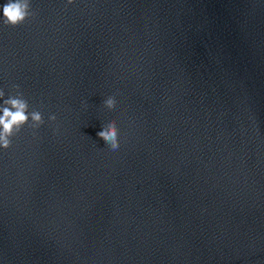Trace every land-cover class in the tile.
I'll use <instances>...</instances> for the list:
<instances>
[{
	"label": "water",
	"instance_id": "water-1",
	"mask_svg": "<svg viewBox=\"0 0 264 264\" xmlns=\"http://www.w3.org/2000/svg\"><path fill=\"white\" fill-rule=\"evenodd\" d=\"M31 7H0V90L45 121L0 148V264H264V0Z\"/></svg>",
	"mask_w": 264,
	"mask_h": 264
},
{
	"label": "clouds",
	"instance_id": "clouds-1",
	"mask_svg": "<svg viewBox=\"0 0 264 264\" xmlns=\"http://www.w3.org/2000/svg\"><path fill=\"white\" fill-rule=\"evenodd\" d=\"M68 4H74L75 0H67ZM3 24L7 27L16 28L25 24L35 13L32 11L31 0H6L2 6ZM14 95L5 98V92L0 90V148L8 150L13 145V139L20 134L25 126L33 130L40 128L44 123L43 115L38 110H31L27 99L20 91L19 86H14ZM108 109L117 105L115 95H110L104 100ZM49 119L52 122L57 120L53 114ZM97 135L102 138L112 151L120 148L119 128L115 120L108 121Z\"/></svg>",
	"mask_w": 264,
	"mask_h": 264
}]
</instances>
